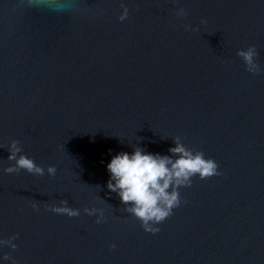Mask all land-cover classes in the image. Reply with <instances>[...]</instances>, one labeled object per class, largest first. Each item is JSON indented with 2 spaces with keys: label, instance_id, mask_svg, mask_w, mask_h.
<instances>
[{
  "label": "water",
  "instance_id": "obj_1",
  "mask_svg": "<svg viewBox=\"0 0 264 264\" xmlns=\"http://www.w3.org/2000/svg\"><path fill=\"white\" fill-rule=\"evenodd\" d=\"M69 3L0 0V264H264V0ZM177 136L221 175L148 233L107 164ZM13 141L43 175L5 171Z\"/></svg>",
  "mask_w": 264,
  "mask_h": 264
},
{
  "label": "clouds",
  "instance_id": "obj_2",
  "mask_svg": "<svg viewBox=\"0 0 264 264\" xmlns=\"http://www.w3.org/2000/svg\"><path fill=\"white\" fill-rule=\"evenodd\" d=\"M29 3L36 7L44 6L55 13L65 12L70 7L69 0H29ZM122 6L125 11L119 18L121 22L128 17L127 6ZM182 12L183 10L181 14ZM201 23L206 24L207 21L202 20ZM186 29L189 30L190 26H186ZM237 55L243 59L246 70L251 72L254 57L258 55L255 46L248 47L246 51L240 50ZM256 67L259 69L258 64ZM174 142L176 146L169 149L171 156L148 153L137 147L131 153L122 151L115 154L107 164V171L110 173L108 189L118 192L121 203L127 206L125 211L140 221L141 227L148 233L156 234L161 231L157 225L172 216L173 210L181 205L179 190L181 187H191L193 177L199 176L201 180H207L221 175L214 159L205 158L202 151L187 147L181 142L180 136L175 137ZM17 145L18 141H13L8 149V158L15 160L16 165L5 171L11 174L19 168L29 174L43 175V168L38 167L27 155H20L17 159V154L21 152ZM56 172L55 166L48 168L50 175L55 176ZM183 203L186 204L187 201ZM49 210L69 217L79 215L78 210L68 207H51ZM96 222L102 223L101 220ZM115 247L113 244L112 248ZM3 259L7 260L9 257L4 255Z\"/></svg>",
  "mask_w": 264,
  "mask_h": 264
}]
</instances>
